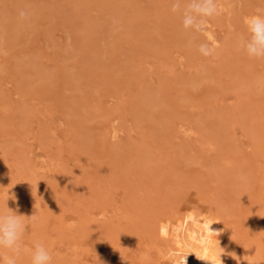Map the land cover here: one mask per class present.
Wrapping results in <instances>:
<instances>
[{
	"label": "rangeland",
	"instance_id": "1",
	"mask_svg": "<svg viewBox=\"0 0 264 264\" xmlns=\"http://www.w3.org/2000/svg\"><path fill=\"white\" fill-rule=\"evenodd\" d=\"M174 2L0 0V211L37 218L17 264L36 241L53 264L215 260L219 246L223 264H264V59L243 48L264 0H219L213 57ZM205 222L220 235L202 246Z\"/></svg>",
	"mask_w": 264,
	"mask_h": 264
},
{
	"label": "clouds",
	"instance_id": "2",
	"mask_svg": "<svg viewBox=\"0 0 264 264\" xmlns=\"http://www.w3.org/2000/svg\"><path fill=\"white\" fill-rule=\"evenodd\" d=\"M171 10L181 15L182 25L186 31L204 37V42L199 45V53L203 57H213L220 45L212 32L209 31V20L219 15L223 10L219 0H187V3H184L183 0H175L171 6ZM29 15L30 13L26 10L19 12L21 20L28 19ZM118 23L119 21H113L114 26L118 25ZM243 23L248 33V38L243 41V48L247 57L256 60L264 59V8L258 7L254 14L245 16ZM189 43H191V40ZM113 139H116L115 135ZM36 219L35 215H32L30 218L24 215H17L8 206L7 211H0V249H8L13 253V255L0 258V264H17L18 258L24 251L23 237L27 232L29 224L35 223ZM191 219L193 217H188L183 224H178L176 231L186 230L188 220ZM163 223L167 224L168 227H172L170 221ZM212 224L213 222L203 223L204 233L192 232L193 242L206 246L207 241L204 239L205 236H214L216 238L220 235L219 231L212 230ZM162 235H167L166 229H162ZM216 241L219 246V240L216 239ZM219 248L220 252L218 258L215 260L209 259L206 255H197L194 252L187 254L173 253V255L178 257L176 264H187L189 254H195L197 259L210 262V264H223L221 256L225 253V249L220 246ZM229 255L233 259H237V264H239V258L234 253H230ZM123 259L125 258L123 257ZM30 264H53V256L49 248L39 241L34 242L31 249Z\"/></svg>",
	"mask_w": 264,
	"mask_h": 264
},
{
	"label": "bare ground",
	"instance_id": "3",
	"mask_svg": "<svg viewBox=\"0 0 264 264\" xmlns=\"http://www.w3.org/2000/svg\"><path fill=\"white\" fill-rule=\"evenodd\" d=\"M112 136V135H111Z\"/></svg>",
	"mask_w": 264,
	"mask_h": 264
}]
</instances>
